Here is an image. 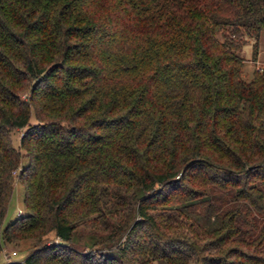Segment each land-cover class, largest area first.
<instances>
[{
  "label": "trees",
  "instance_id": "16d2710c",
  "mask_svg": "<svg viewBox=\"0 0 264 264\" xmlns=\"http://www.w3.org/2000/svg\"><path fill=\"white\" fill-rule=\"evenodd\" d=\"M262 32L264 0H0V264H264Z\"/></svg>",
  "mask_w": 264,
  "mask_h": 264
},
{
  "label": "rangeland",
  "instance_id": "374dc122",
  "mask_svg": "<svg viewBox=\"0 0 264 264\" xmlns=\"http://www.w3.org/2000/svg\"><path fill=\"white\" fill-rule=\"evenodd\" d=\"M221 39V37H220ZM255 41L253 38H247L245 44L239 50V54L244 58V68H243V79L246 81L252 78L253 72L264 66V32L261 33L258 41V46L255 49ZM21 130H15L11 134V141L14 148H18L19 138L21 136ZM25 161L23 160L22 163ZM23 196L24 190L22 184L17 180L16 174L14 175L12 190L7 204L6 213L2 222V228L8 223L12 222L21 213L25 212L23 206ZM50 239H55L53 233L49 235ZM27 242H19L17 245H6L0 254V263L7 260L9 261H23L27 256L29 251L27 250ZM15 253L14 256L11 253ZM159 264V263H155Z\"/></svg>",
  "mask_w": 264,
  "mask_h": 264
},
{
  "label": "built area",
  "instance_id": "2783aa9c",
  "mask_svg": "<svg viewBox=\"0 0 264 264\" xmlns=\"http://www.w3.org/2000/svg\"><path fill=\"white\" fill-rule=\"evenodd\" d=\"M11 255H12V256H14V255H15V253L13 252V253H11Z\"/></svg>",
  "mask_w": 264,
  "mask_h": 264
}]
</instances>
